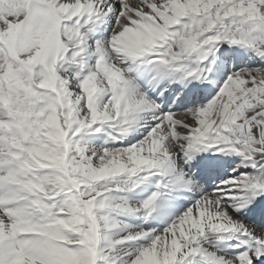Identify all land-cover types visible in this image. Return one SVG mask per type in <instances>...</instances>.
Returning a JSON list of instances; mask_svg holds the SVG:
<instances>
[{
  "label": "snow or ice",
  "instance_id": "obj_1",
  "mask_svg": "<svg viewBox=\"0 0 264 264\" xmlns=\"http://www.w3.org/2000/svg\"><path fill=\"white\" fill-rule=\"evenodd\" d=\"M0 264H264V0H0Z\"/></svg>",
  "mask_w": 264,
  "mask_h": 264
}]
</instances>
